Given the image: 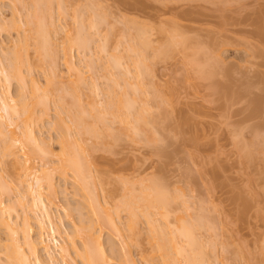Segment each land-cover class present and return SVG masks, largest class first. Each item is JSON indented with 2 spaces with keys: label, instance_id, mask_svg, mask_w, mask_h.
<instances>
[{
  "label": "rangeland",
  "instance_id": "1",
  "mask_svg": "<svg viewBox=\"0 0 264 264\" xmlns=\"http://www.w3.org/2000/svg\"><path fill=\"white\" fill-rule=\"evenodd\" d=\"M38 1L0 0V94L16 110L0 112L14 122L0 127V201L14 238L41 235L57 264H84L89 229L111 264H162L160 225L189 247L180 255L163 238L172 264H186L191 247L202 252L193 264H264V38L255 27L264 0ZM22 105L38 147L22 135ZM63 149L84 183L64 167ZM25 163L42 179L65 255L48 242L47 221L36 223ZM152 186L167 210L146 209ZM182 224L201 246L188 245ZM12 236L0 228V264ZM39 257L50 264L43 249Z\"/></svg>",
  "mask_w": 264,
  "mask_h": 264
},
{
  "label": "bare ground",
  "instance_id": "2",
  "mask_svg": "<svg viewBox=\"0 0 264 264\" xmlns=\"http://www.w3.org/2000/svg\"><path fill=\"white\" fill-rule=\"evenodd\" d=\"M35 1H37V0H35ZM39 1H41L42 2V0H39ZM38 1V2H39ZM46 1V0H45ZM49 1V0H48ZM36 3V2H35ZM44 4H45V2H44ZM47 4V3H46ZM41 6V5H40ZM36 7V6H35ZM37 8H38V3H37ZM37 17H39L40 18V16H37ZM36 17V18H37ZM38 18V19H39ZM37 22V21H36ZM43 22V21H42ZM37 23H39V21L37 22ZM36 23V24H37ZM41 23V22H40ZM44 24V23H43ZM38 25V24H37ZM41 25V24H40ZM40 25H38L37 26V28L39 29V30H44L43 29V27H42V29H40L39 27H40ZM255 25H257V26H255V27H257V29H256V35H258V36H260L261 38H264V22H258V23H256ZM36 28V30L35 31H37L38 29ZM47 28V27H46ZM38 32H40V31H38ZM38 32H36L37 34H38ZM46 32H47V29L45 30V32L43 31V33L44 34H46ZM43 33H41V35L43 34ZM40 34V33H39ZM43 34V35H44ZM47 35V34H46ZM39 36V35H38ZM42 37V36H41ZM40 37V38H41ZM48 37H49V35H48ZM79 37V36H78ZM47 38V37H46ZM46 40H48V39H45V41ZM78 40V42H79V40H80V38H78L77 39ZM264 40V39H263ZM40 41V40H39ZM42 42V40L40 41V43L42 44V43H47V42ZM75 41V40H74ZM171 41H172V39H171ZM176 41V40H175ZM174 41V42H175ZM75 42H77V41H75ZM145 43H146V41H145ZM144 43V44H145ZM176 43V42H175ZM79 44V43H78ZM172 44V43H171ZM43 47L45 48V46L43 45ZM48 47V46H47ZM44 48H43V51H44ZM41 49H42V45H41ZM46 49V48H45ZM46 51V50H45ZM162 51V50H161ZM163 52V51H162ZM165 52V51H164ZM168 53V52H167ZM139 54V53H138ZM162 54V56H163V53H161ZM160 54V55H161ZM165 55V54H164ZM139 57V56H138ZM141 57V56H140ZM117 59V58H116ZM143 59V58H142ZM138 60V63H141V60L139 61V59H137ZM117 61V60H116ZM137 62V61H136ZM212 62V61H211ZM117 65H118V63H116ZM120 64V63H119ZM136 65V64H135ZM138 66V68L140 67L139 65H137ZM71 67L73 68V70L75 71V69H77L76 67H73V64H71ZM75 68V69H74ZM203 68V67H202ZM209 69V68H208ZM16 70V69H15ZM78 70V69H77ZM145 70H147L146 68H145ZM205 70V69H204ZM211 70V69H210ZM137 71V70H136ZM138 71H139V69H138ZM1 72V71H0ZM140 72V71H139ZM143 72V71H142ZM203 72V71H202ZM201 72V73H202ZM208 72H210V71H208ZM15 73V72H14ZM19 73V72H18ZM206 73H207V71H206ZM206 73H205V75H206ZM212 72H210L209 74H211ZM78 74V73H77ZM208 74V75H209ZM7 75V74H6ZM19 75V74H18ZM204 75V74H203ZM202 75V76H203ZM206 76V77H209V76ZM8 77H9V75H7ZM15 76V75H14ZM17 76V75H16ZM139 76V75H138ZM141 76H143V75H141ZM6 77V76H5ZM205 77V76H204ZM211 77V76H210ZM144 78H146V77H144ZM6 80H8L7 78H5ZM32 81V83L34 84V85H36V81H34V79H32L31 80ZM117 80H115V82H116ZM137 82V81H136ZM118 83V82H117ZM128 83V82H127ZM140 84V83H139ZM138 84V85H139ZM128 85V84H127ZM131 85V84H130ZM140 86V85H139ZM128 87H129V85H128ZM141 87V86H140ZM224 87V86H223ZM218 88V87H217ZM137 91V90H136ZM9 96L8 97H6V95L5 96H3L2 94H0V112L2 111V109L4 110H6V111H8V109L10 108L11 110H12V112L11 113H13V111L15 112L16 110H14L15 108H14V106H10L11 105V103H9ZM24 107V108H23ZM8 108V109H7ZM22 108H23V110H22ZM22 108L20 109L21 111H18V112H20V113H28L27 115L26 114H24V115H26L25 117H24V121H22V122H24L25 124H23V123H21V124H23V130L22 131H24V134L22 133V135H28L29 136V140H31V142H33L34 143V146L36 145L37 147L39 146V141L33 136V134H32V131H31V126H30V124H27V121H29L30 120V116L32 115L30 112H32V111H28L27 112V110L25 109V106H23L22 105ZM113 108V107H112ZM144 109V108H143ZM26 110V111H25ZM30 110V109H29ZM8 111V112H9ZM115 113V112H114ZM14 114V113H13ZM16 114H17V112H16ZM15 114V115H16ZM111 114H113V113H111ZM110 114V115H111ZM12 115V114H11ZM10 115V116H11ZM24 115H21V116H24ZM20 116V117H21ZM144 116V115H143ZM127 117H128V115H127ZM144 118V117H143ZM4 118H3V115H1L0 114V124H1V126L0 127H2V125L4 126V127H6V129H7V127L9 128V127H11L12 125L14 126V122L12 123L10 120H12V119H10V118H8L9 119V121H6V120H3ZM76 119V118H75ZM79 119H81V118H79ZM78 119V120H79ZM145 119V118H144ZM6 121V123L5 122H3V121ZM83 120V119H82ZM125 120H127L126 119V116H125ZM139 121V120H138ZM144 121H146V120H144ZM144 121H142V122H144ZM7 122H9V123H7ZM78 122V121H77ZM129 122V121H128ZM140 122H141V120H140ZM82 123V122H81ZM80 123V124H81ZM83 123H84V120H83ZM135 123L137 124V122L135 121ZM130 124V123H129ZM132 124H133V122H132ZM30 127H29V126ZM128 127H129V125H127ZM136 126H138V124L136 125ZM16 127L20 130V126H18L17 124H16ZM17 128H12V129H9V131L11 132V133H15V131H16V129ZM22 129V128H21ZM88 130V129H87ZM134 130H137V128L136 129H134ZM2 131H3V129H2ZM2 131L0 132V133H2ZM21 131V130H20ZM21 131V132H22ZM138 131V130H137ZM136 131V132H137ZM138 135V134H137ZM28 138V137H27ZM26 138V139H27ZM17 140V139H16ZM19 140V139H18ZM15 141V140H14ZM16 142V141H15ZM28 142V141H27ZM5 143V142H4ZM10 145L9 143H6V145ZM5 147V146H4ZM3 147V148H4ZM7 148H9V146H7ZM7 148H5V149H7ZM9 150V149H8ZM7 151V150H6ZM66 151H64V149L62 150V153L60 154V156H61V161H63L64 163V167H66V168H68V166H69V168H71V170H73V172H75L76 174H75V176L74 177H79L80 176V173H81V165H80V163H79V160L77 161L76 159H73V158H70V157H68L69 155H68V153H65ZM245 152H247V154H248V151H245ZM246 153H245V155H247ZM76 156V155H75ZM74 156V157H75ZM248 156V155H247ZM253 156V155H252ZM77 157V156H76ZM80 159V158H79ZM25 162H26V160H25ZM25 166H23L24 167V171L26 172L25 174L27 175V176H29L28 178H31V179H33L34 180V184L33 183H31V184H29L28 185V190H30L29 191V194L30 195H32V203H33V205H34V207H36L37 209H39V211L41 212V213H39V215L36 217V223L38 224V226L39 227H41V228H44V225H45V223H46V221H47V225H46V227H47V229H48V242H50L51 240H54V241H56L55 243L56 244H53V246H55L56 248H57V250L59 251V252H61L63 255H65V254H67V253H69L68 252V249H67V247L66 246H63V245H60V243L58 244V241L55 239L56 237V228L54 227V225H53V223H52V217H51V212L49 211V209H48V207L46 206V204H45V202H44V200H43V198H42V193H41V189L40 188H42L41 187V185H42V183H41V181H42V179H40V178H38V177H36L35 176V172L32 170V167H30L28 164H24ZM68 168V169H69ZM84 170V169H83ZM82 170V171H83ZM72 172V171H71ZM72 172V173H73ZM84 173V172H83ZM74 174V173H73ZM44 176V175H43ZM81 176L83 177V175H82V173H81ZM81 177V178H82ZM85 177V176H84ZM43 178V177H42ZM44 178H46L45 176H44ZM44 178H43V180H44ZM80 178V177H79ZM80 178V179H81ZM47 179H49L48 177H47ZM78 179V178H77ZM79 179V180H80ZM46 180V179H45ZM48 180H46V182H47ZM49 181H50V179H49ZM82 183H84L83 182V180L81 179L80 180ZM80 181H78V182H80ZM50 183V184H49ZM82 183H80V184H82ZM48 185H50V187H51V182H48ZM154 185V184H153ZM156 188L158 189V187L156 186ZM155 188V186H152L151 187V193H149L148 194V197L147 198H149V199H147L148 200V202H146V203H148V206H146V209H148V208H159V209H163L164 207H165V209L167 210V208H166V200H165V196L163 197V195H161V191L159 190H157ZM145 199V200H146ZM146 200V201H147ZM168 206V205H167ZM144 207H145V205H144ZM164 209V210H165ZM130 212H132V211H130ZM151 212V211H150ZM150 212H148V210L147 211H145V213L143 214V215H148L149 216V213ZM166 212V211H165ZM164 212V215H163V217L164 218H166V216L167 215H165L166 213ZM11 210H10V208L9 207H6L5 205H4V203L2 202V201H0V228L1 227H3L7 232H10L13 236L11 237V238H9V239H11V241H9V243L10 244H8V242L6 243V244H4V246L7 248V250L5 251V253L7 254V256H5V257H7L6 259H8L7 261H8V264H12V262H14V263H16L17 262V264H42V260H41V258L39 257V250L40 249H43L45 252H46V254H47V257H48V259H49V262H50V264H57L56 263V261H54V254H52L53 252H51V250H53L52 249V247L44 240V239H41L40 238V236L41 235H39V240H35V239H33V238H31V236H30V234H26L25 235V237H24V240H23V242L21 243V242H19V240H18V238H14V235H16V228H15V226L17 225V223L16 222H13L12 220H11ZM134 213V212H133ZM132 214V213H131ZM167 214H168V212H167ZM144 216V217H145ZM150 217V216H149ZM108 219H110V218H108ZM44 220H46V221H44ZM27 221V220H26ZM108 221V220H107ZM110 221V225H109V227H111V225H112V227H114L115 229H117L118 230V228H117V226H116V223H114L113 222V219H110L109 220ZM148 221H150L149 219H148ZM116 222V221H115ZM101 223H102V221H101ZM103 223H104V221H103ZM102 223V224H103ZM169 223V222H168ZM90 224V223H89ZM88 224V225H89ZM108 224V223H107ZM160 224V223H159ZM88 225H86V226H88ZM104 225V224H103ZM183 225V224H182ZM181 225V226H182ZM155 226V225H154ZM177 227L178 229L176 230L178 233H181V235L183 236V234H184V238H186V240H187V242L189 243L188 245L191 247V246H193V245H195V244H199L198 242H200V241H198L197 242V240L194 238V235H193V233L191 234V231L192 230H190V228H184V225L182 226V227ZM45 227V228H46ZM84 227V226H83ZM90 229L92 228V225H91V227L90 226H88ZM101 227V226H100ZM157 228V230H159L158 231V234L157 235H161L162 236V234H159V233H162L163 232V234L165 235L166 234V231H165V229L161 226L160 227V225H158V226H156ZM187 227V226H186ZM131 228V227H130ZM180 228V229H179ZM182 228V229H181ZM84 229L85 228H83V232H84ZM112 229V228H111ZM114 229V230H115ZM132 229V228H131ZM41 230V229H40ZM86 230V229H85ZM113 230V229H112ZM157 230H155V231H157ZM87 232V234L85 233V236H84V240H82V241H84L83 242V248L81 249V250H83V252L82 251H80V256L82 257V259H83V262H84V264H111V261L109 260L110 259V257H108V255H107V250H105V248L103 247V245H102V243L100 242L101 240H99L98 238L99 237H97L96 235L95 236H93V234H91V232L89 233V229L88 230H86ZM91 231H92V229H91ZM94 231V230H93ZM154 231V230H153ZM180 231V232H179ZM29 232H30V229H29ZM193 232V231H192ZM82 233V232H81ZM94 233V232H93ZM119 234H121L122 235V233H120L119 232ZM84 235V234H83ZM155 235V234H154ZM159 237L158 236V238L159 239H161L162 238V242L164 241V239L167 237V235H165V237ZM186 236V237H185ZM156 237V236H155ZM171 237V236H170ZM164 238V239H163ZM8 239V240H9ZM167 239V238H166ZM165 239V240H166ZM171 240L173 239V237H171L170 238ZM170 239H167V240H169L168 242H169V244H170V246H172V248L173 249H175V248H177V246L175 247L174 246V243L170 240ZM166 240V241H167ZM166 241H164V242H166ZM157 242H159L158 244H157V250H159V251H162V264H172V263H170V258H169V254H167L166 253V251H168V248H166V243H162L161 242V240L160 241H158L157 240ZM175 242V241H174ZM171 243H173L172 245H171ZM168 244V243H167ZM1 245V244H0ZM3 245V244H2ZM177 245H178V243H177ZM8 246V247H7ZM169 246V247H170ZM198 246H201V242H200V244L198 245ZM197 246V247H198ZM181 247H184V246H181ZM5 248V249H6ZM185 248L187 249H189V247H184V249H182V248H180L179 247V245H178V248L176 249L177 250V252L176 253H179L180 255H182V253H184V250H185ZM192 249H190V250H192L191 252L188 250V252H186L185 254H183L184 255V260L187 262L186 264H193L195 261H197V258H198V253H202V252H198L197 251V249L199 248H197L196 250H195V248L196 247H191ZM175 250V251H176ZM54 251V250H53ZM187 251V250H186ZM194 251H196V253L197 254H195V252ZM200 251H201V249H200ZM190 252V253H189ZM263 252H264V250H263ZM168 253H170V252H168ZM196 255H198V256H196ZM110 256V255H109ZM263 260H264V253H263ZM34 259V261L32 262V259ZM109 258V259H108ZM144 258V257H143ZM201 258H203L202 256H201ZM127 259V261H129L130 259L129 258H126ZM129 259V260H128ZM199 260H200V258H198ZM262 260V259H261ZM6 261V262H7ZM126 261V262H127ZM172 261V260H171ZM199 262H201V261H199ZM198 263V262H197ZM49 264V263H48ZM127 264H136V263H134L133 262V260H132V262L131 261H129V263L127 262Z\"/></svg>",
  "mask_w": 264,
  "mask_h": 264
}]
</instances>
